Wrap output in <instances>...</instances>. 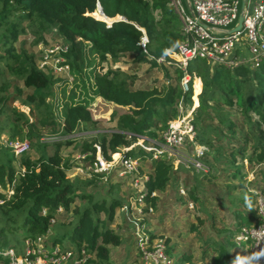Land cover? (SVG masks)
Returning a JSON list of instances; mask_svg holds the SVG:
<instances>
[{"label":"trees","instance_id":"1","mask_svg":"<svg viewBox=\"0 0 264 264\" xmlns=\"http://www.w3.org/2000/svg\"><path fill=\"white\" fill-rule=\"evenodd\" d=\"M98 3L106 16L119 19L108 26L97 11ZM142 29L147 37L146 50L139 44ZM28 32L36 35V41L43 39L45 34H56L67 45L63 56L71 73L78 80L84 78V84L98 97L117 109H123L118 110L115 117L116 130L99 132L90 141L83 140L77 150L90 152L86 163L94 160L97 152L107 160L115 153L138 157L139 161L148 159L150 170L147 178L141 180L145 190L141 193L144 211L147 212L149 207L156 206L158 200L152 193L164 191L174 178L173 161L165 154L150 159L151 153L142 147L137 151L122 149L142 137L158 140L159 132L165 129L168 120L178 116L177 102L183 98L192 103L191 89L183 93L179 68H174L173 83L148 88H135L134 77L120 70L109 67L98 72L88 68L95 61L102 63L110 59L117 62L125 53L134 54L136 63L148 62L159 67L161 64L156 59L165 54L166 49L176 51L184 40L180 20L169 0H0V135L7 133L9 141L20 135L18 140L29 141V148L18 154L10 146L0 143V244L12 248L19 235L33 237L50 229L55 233L60 231L52 242L58 243L66 238L65 247L77 250L84 247L90 254L85 264H111L110 248L118 246L122 239L120 234L112 231L110 224L115 209L122 207L123 201L106 193L97 195L84 191L88 185L96 186L95 181H100L101 175L70 181L68 173L76 164L71 163L69 155L64 156L60 148L71 145L72 139L43 141L37 130L38 127L48 128L52 134L72 135L85 123L96 121L88 101H74V94H70L64 103L62 120H58L47 101L54 95L55 79L39 67L33 53L23 46H16L18 39ZM188 69L195 71L200 78L194 81L193 96L199 95L198 106L192 112L195 137L189 143L201 145L219 165L226 167L222 175L215 176H223L224 182H239L234 187L240 191L234 196L229 193V202L246 207V210L234 208L233 215L238 220L226 226L235 230L222 234L224 242L208 238L202 252L204 256L214 253L213 264H238L232 253L238 229L259 223L256 193L248 190L255 182L246 179L247 174L242 168L245 159L248 164L264 162V58L255 69L246 66L228 69L202 59L192 60ZM165 76H168L167 71ZM16 81L22 83L24 90L15 84L14 90L7 92L10 83ZM15 100L27 106L28 113L13 107ZM229 108L240 113V124L235 121V112ZM235 139L241 143L233 145ZM148 142L144 140V144ZM249 145L253 150L247 154ZM48 146L50 153L46 150ZM31 147L39 152L34 159L29 153ZM237 156L240 161H236ZM16 159L20 160L19 167L14 164ZM179 166L184 168L182 164ZM210 166L213 168L215 164L212 162ZM259 176H262L261 184L264 185V173L258 171ZM261 184L258 182L259 186ZM107 188L114 191L111 184ZM197 188L196 185L189 190L193 200H198ZM10 190L12 193L8 194ZM77 196L85 200L86 205L82 209L80 205L71 209ZM61 209L73 213L74 218L67 223L72 224L70 229L66 224L56 222ZM100 213L105 217L101 218ZM166 242L168 252L173 256L172 264L190 262L189 254L174 255L168 239ZM7 261L0 255L1 264H7Z\"/></svg>","mask_w":264,"mask_h":264},{"label":"rangeland","instance_id":"2","mask_svg":"<svg viewBox=\"0 0 264 264\" xmlns=\"http://www.w3.org/2000/svg\"><path fill=\"white\" fill-rule=\"evenodd\" d=\"M181 1L187 12H190L187 0ZM256 1L257 0H249V9H251ZM232 25L234 24H231V26ZM35 39L36 35L34 36L32 33L28 32L18 39L16 46H23L26 50L33 53L38 61L39 67L44 71H47V73L52 75L55 79V83L52 87L54 95L47 98V101L51 103L53 112L58 120H62L61 110L64 103L68 101L70 94H74V101L82 99L88 101L92 117L96 121L94 123H85L72 135L63 136L52 134L48 131V128L38 127L37 130L41 133V140L43 141L67 138L72 139V144L69 146H62L60 152L64 156L69 155L68 157L71 163L76 165L80 163L84 164L86 163V160L80 161L76 159L78 154H82V152L77 150L81 142L83 140L90 141L99 132H111L116 130L115 117L119 114V111L123 109H117L112 103H108L98 97L89 86L84 84V78L80 75L78 76H80L81 79L79 78L78 80L75 74L71 73L70 70L68 72H55L51 65L43 62L45 60L44 56L46 50L52 45L62 43V40L56 34H45L43 39L38 41ZM109 67L120 70L130 77H134L135 88H148L152 85L160 87L163 84L173 83L175 81V67L173 65L161 64L158 67L150 65L148 62L136 63L135 55L132 53L121 55L117 62H111L110 59L102 63L95 61L89 66L88 70L94 68L95 71L99 72L105 71ZM166 71L168 72V76H165ZM83 76H85V74H83ZM81 81L85 86L84 88L82 87L83 85ZM15 84L23 88L21 82H11L7 92L11 93V91L14 90L13 86ZM193 95L194 90L192 88L190 97L192 103L189 104L184 101V110L189 109L191 106H195V108L197 107L196 105H198V103L196 102L198 100V95L197 97L196 95ZM12 105L18 111H23L25 113H28L29 111V108L21 104L19 100H15ZM176 109L179 114V109ZM230 110L233 112L236 111L235 109ZM235 116L237 117L235 118V121L240 124V113L235 112ZM31 119L34 121V117H31ZM214 122H216V120H214ZM25 130L26 127L24 126V131ZM160 135L161 132H159L158 137H160ZM7 137V133L0 135V143L2 145H8L9 140ZM19 138L20 135H17L15 140H18ZM225 143L230 144L226 141ZM240 143L241 141L238 139L233 141V145L235 146ZM133 145L134 144L131 145V148H133L134 151H137L138 148L141 147L139 144ZM197 146L201 145H198L195 142H192L191 144L186 142L181 147L174 150L170 157L173 161V169L176 171L173 175L174 178L170 181V184L164 191L155 193V196L158 199L156 206H153V208L151 207L152 210L148 209L147 212L144 211L145 205L140 206L141 203L143 204L141 193L145 191L140 178H145L150 170V161L148 159H142L139 161L137 173L119 178L116 175L117 169L112 170L106 180L101 179L100 181H95L96 186L88 185L85 187L84 191L86 193H95L97 195H105L106 193L109 197L120 198L123 201V209H121L122 207L115 209L114 217L110 224L112 231L120 234L122 239L118 246H111L110 248L111 264L130 262V260L134 258L136 252L135 240L137 238V233L139 234L140 231H146L149 234L153 233L158 236L166 237L171 247H173L174 255L184 252L191 256V260L187 264H213L212 258L214 253L210 254V256L203 255L202 251L205 240L210 238L213 239V241L224 242L222 234L226 231L229 232L235 230L234 228H228L226 226H231L233 224L230 222H236L238 220V217L233 215V212H236L234 208L246 210V207L237 202H229V193L233 196L239 193L240 190L234 187L235 185L238 186L239 182H224V180L221 179L223 176H215L218 174L222 175L227 169L226 167L219 165V163L213 159L211 154H207L206 150L202 160L209 167L208 172H206L208 175L204 176L196 174L197 172L191 167L190 161L191 157L195 154V148ZM46 150L47 153L51 152L49 146ZM252 150V146L249 145L247 148V154H250ZM29 153L33 159L39 154L38 149L34 147H31ZM240 160L241 158L237 156L236 161ZM212 162L215 164L213 168L210 166ZM19 163V159H16L14 162L16 167H19ZM243 163L244 166L242 170L247 174L246 179L255 182L253 186L249 185L248 190L251 192L260 191L264 193V185L261 184L262 176L258 177V171L264 173V162L260 164L255 162L253 164H248V161L245 159L243 160ZM179 164H182L185 169L180 168ZM72 172L73 170L68 173L70 181H74L75 178H79L82 181L83 179H87L81 175H76L77 172ZM258 182L262 187L258 185ZM109 184L113 186L114 191H111V188H107ZM196 185L199 186V188H197L198 200H193L190 198L189 190ZM81 200L82 199L77 196L71 205V209L76 205H80L82 209L86 203L83 202L85 200ZM230 206H232V208H230ZM139 211H143V213H140ZM59 212V218L56 222L64 223L67 228L70 229L72 224L67 225V223L74 218L73 213L71 211L66 212L64 209H61ZM100 217L104 218V213H100ZM58 235H60V231L57 233L51 231L47 239L50 241ZM18 237L16 245L12 248L15 250L16 254H22L25 247V238L21 235ZM67 243L68 240L66 238L58 242L61 246H64ZM0 248L2 250L6 249V245L0 244ZM232 253L237 257L238 264H250L252 256L247 246H235Z\"/></svg>","mask_w":264,"mask_h":264},{"label":"built area","instance_id":"3","mask_svg":"<svg viewBox=\"0 0 264 264\" xmlns=\"http://www.w3.org/2000/svg\"><path fill=\"white\" fill-rule=\"evenodd\" d=\"M169 2L178 15L185 37L177 46L176 51L166 49L165 54L156 60L158 64L173 65L181 70L182 76L179 84L183 93L190 89L192 91V88L194 90L195 79L200 80L195 71L190 72L188 69L189 63L194 59H202L228 69L239 66L255 69L260 65L264 58V0H257L251 9H249V0H247L242 27L231 33L227 30L236 25L241 0H187L190 12H187L181 0H169ZM198 21L209 27H204ZM231 24L234 25L231 26ZM142 33L139 44L146 50L147 37L143 29ZM66 51V44L52 45L46 50L43 62L51 65L55 72H68L70 67L63 56ZM183 102V98L177 102L176 108L179 109V114L176 118L168 120L158 140L142 137L140 141L134 143L150 152V159L157 158L160 154H165L170 158L175 149L186 142L194 141L192 112L195 106L184 110ZM145 139L149 140L148 144H144ZM7 146L18 154L29 148V141L26 139L12 140ZM127 149H131V145L123 148L122 151ZM204 152L205 149L202 146H197L195 154L191 157L190 165L196 172L206 174L209 167L202 160ZM89 155L90 152L78 154L76 159L84 161ZM138 167V157L115 153L111 155L110 160H107L100 152H97L94 160L86 164L75 165L72 173L77 172L76 175L84 178L101 175L102 179L106 180L112 170L117 169L116 175L122 178L137 173ZM146 178L147 176L144 179ZM11 193L12 190L8 191V194ZM255 193V208L259 223L241 226L234 241L237 247L247 246L252 256L250 264H264V193L260 191ZM152 195L154 196L155 193ZM141 196L143 200V194ZM141 205L144 206V203ZM148 209L152 210L151 207ZM139 212L143 213V211ZM53 222L54 220L51 219V223ZM50 233L48 229L45 234L26 237L22 254H16L13 248L4 250L0 248V255L7 258V264H85L90 258V254L84 247L77 250L73 247L61 246L52 240L49 241L47 237ZM166 239L163 236H151L146 231L137 233L135 256L129 264H172L173 256L168 252L169 244Z\"/></svg>","mask_w":264,"mask_h":264},{"label":"water","instance_id":"4","mask_svg":"<svg viewBox=\"0 0 264 264\" xmlns=\"http://www.w3.org/2000/svg\"><path fill=\"white\" fill-rule=\"evenodd\" d=\"M246 6H247V0H241L240 13H239V15L237 17L236 25L232 29L227 30V32L231 33V32H234L236 30H239L242 27V21H243V17H244V12L246 10ZM97 11L100 13V15H102V17H104L101 20L105 21L108 26H110L113 21H116L117 19H119V17H117V16L116 17H112V18L106 16L104 14V12H103V10H102V8H101L99 3H98ZM194 18L196 19V17H194ZM107 19H109V21ZM198 23L202 24L206 28L209 27L208 25L202 23L201 21H198Z\"/></svg>","mask_w":264,"mask_h":264},{"label":"crops","instance_id":"5","mask_svg":"<svg viewBox=\"0 0 264 264\" xmlns=\"http://www.w3.org/2000/svg\"><path fill=\"white\" fill-rule=\"evenodd\" d=\"M201 91V90H200Z\"/></svg>","mask_w":264,"mask_h":264}]
</instances>
